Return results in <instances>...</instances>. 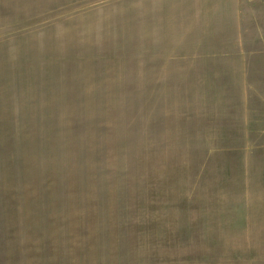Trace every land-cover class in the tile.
<instances>
[{"label": "rangeland", "instance_id": "374dc122", "mask_svg": "<svg viewBox=\"0 0 264 264\" xmlns=\"http://www.w3.org/2000/svg\"><path fill=\"white\" fill-rule=\"evenodd\" d=\"M0 264H264V0H0Z\"/></svg>", "mask_w": 264, "mask_h": 264}]
</instances>
